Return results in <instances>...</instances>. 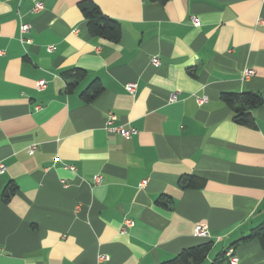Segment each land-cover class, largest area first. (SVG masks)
<instances>
[{
  "label": "crops",
  "instance_id": "crops-1",
  "mask_svg": "<svg viewBox=\"0 0 264 264\" xmlns=\"http://www.w3.org/2000/svg\"><path fill=\"white\" fill-rule=\"evenodd\" d=\"M82 1L0 0V264H161L206 242L202 264H227L236 242L240 264H264L258 240L239 241L264 222V0H90L117 42L88 33ZM73 68L86 75L66 93ZM244 91L263 99L254 128L220 100Z\"/></svg>",
  "mask_w": 264,
  "mask_h": 264
},
{
  "label": "trees",
  "instance_id": "trees-1",
  "mask_svg": "<svg viewBox=\"0 0 264 264\" xmlns=\"http://www.w3.org/2000/svg\"><path fill=\"white\" fill-rule=\"evenodd\" d=\"M164 2L165 0H153ZM80 11L86 19L88 33L91 36L101 37L110 42H117L120 38V24L102 14L98 6L90 0L82 1L79 4ZM86 75L82 69L73 68L61 74L65 81V92L70 93L75 86ZM102 91L101 84L95 80L81 93L80 98L84 102H90ZM220 100L226 105L232 113V120L234 123L249 128H254L255 123L251 114L256 108L263 104L262 96L254 92H227L220 95ZM199 180L193 176H182L179 180L181 188H195ZM201 182V181H200ZM16 188L14 185H9L2 194L3 200L6 202L15 193ZM156 204L160 207L170 208L173 205V200L166 195H160ZM256 239L264 249V222L250 231V234L242 239L240 242ZM237 244L234 243L230 247L233 248ZM211 248V242H206L194 247L182 250L178 255L172 259L165 261L161 264H202ZM222 259H225L224 253ZM220 262H213L218 264Z\"/></svg>",
  "mask_w": 264,
  "mask_h": 264
},
{
  "label": "built area",
  "instance_id": "built-area-1",
  "mask_svg": "<svg viewBox=\"0 0 264 264\" xmlns=\"http://www.w3.org/2000/svg\"><path fill=\"white\" fill-rule=\"evenodd\" d=\"M43 9V4L39 1H35L34 5H33V8H32V12L33 13H37L39 11H41ZM193 23L195 25H197V19L193 18L192 19ZM30 29V26L28 24H21L20 25V41L22 43H25L26 40L25 38L23 37V35L25 33H27ZM53 47L52 46H49L48 47V50H52ZM1 53V52H0ZM151 63L153 65H158V59L156 57H152L151 59ZM253 74V71L251 69H247L243 72V77L245 78H248L250 77L251 75ZM37 87L39 89L43 88L45 86V81L43 80H40L36 83ZM135 87L136 85L134 83H128L127 85H125V89L127 92H129L130 94H133L134 91H135ZM175 100V96L172 95V97L170 98V101H173ZM205 101V98H201V99H198V102L199 103H202ZM113 115L112 114H109L108 115V124L111 123V120L113 119ZM108 132H111V133H118L120 134L121 136L123 137H129L131 134L135 133V131H133L132 129L128 130V129H125V128H122V127H113V126H109L108 127ZM35 150V145H31L29 146V153L32 154ZM70 169H73V167H70ZM4 171V165L2 163H0V173H2ZM94 181V184H99L102 179L100 177V175H97L94 177L93 179ZM144 182L140 183V185L142 186ZM135 224V222L131 219H124L122 224H121V228H120V232L121 233H124L125 229L126 228H130V227H133V225ZM193 234L197 237H208V231H207V228L205 226H197L194 231H193ZM224 256L226 258V263L227 264H240V260L238 259V257L235 255L234 253V249L232 247H229L228 249H226L224 251ZM101 259L103 260H106L107 257H101Z\"/></svg>",
  "mask_w": 264,
  "mask_h": 264
}]
</instances>
